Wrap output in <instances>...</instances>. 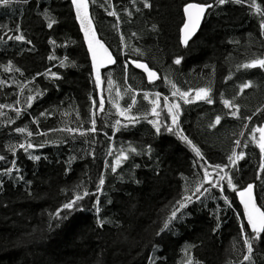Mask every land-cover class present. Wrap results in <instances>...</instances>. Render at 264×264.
I'll list each match as a JSON object with an SVG mask.
<instances>
[{
  "label": "trees",
  "instance_id": "obj_1",
  "mask_svg": "<svg viewBox=\"0 0 264 264\" xmlns=\"http://www.w3.org/2000/svg\"><path fill=\"white\" fill-rule=\"evenodd\" d=\"M185 2L149 0L151 7L145 9L143 0H90L99 37L116 59L112 67L101 71L102 89L95 87L70 0H11L7 6L0 5V104L12 105L0 109V156L6 157L0 160V264H184L189 245H194L191 255L201 264H249L243 260L246 249L239 233L245 222L226 182L223 195L230 207L224 204L220 190L212 189L182 209L183 214L178 213L179 218L160 232L170 206L202 175L194 167L202 162L188 144L175 132L164 130L163 125L171 121L164 120L163 96L173 100L165 77L182 91L211 86L212 104L195 100L185 104L178 96L175 101L180 104V127L212 163L228 164L234 141L248 139L251 127L264 123V110L251 121L242 118L264 105V70L237 68L253 57L264 56L260 16L249 6L250 0L207 10L199 31L183 46L179 30ZM257 3L264 8V0ZM45 11L56 21L52 28L47 27ZM111 11L116 15H109ZM17 28L31 44L8 39L18 34ZM137 48L139 53L133 50ZM177 57L182 58L180 64L174 63ZM133 59L146 62L159 79L149 83L131 65ZM62 60L64 67L60 66ZM9 61L12 71L3 67ZM48 72H56L60 78L50 77ZM109 72L114 81L111 92ZM248 81L250 87L237 95L240 85ZM127 87L134 91L125 93ZM116 88L120 89L121 108H127L136 95L130 114L138 123L128 124L109 103L117 95ZM37 90L43 94L28 106L26 98ZM144 92L149 93V100L152 93H161L159 134L148 123L153 119L150 112L144 116L151 107ZM90 95L97 102L101 96L105 100L104 110L95 116L97 131L85 136L62 131L65 127H91ZM222 97L240 105V119L227 115ZM17 107L22 110L20 116L13 110ZM216 115L221 116V123L209 127ZM9 119L13 122L8 123ZM117 120L121 123L114 129ZM17 127H26L33 135L17 133ZM29 141L35 147L19 148ZM129 145L137 153H127L128 159L113 172L112 162ZM10 146H16L15 154ZM240 150L245 157L225 171L238 185L253 183L255 195L264 204V179L257 178L264 176L259 170V149L249 143ZM5 168L13 171L4 174ZM101 175L103 185H99ZM84 189L89 195L74 211L65 212V218L50 215ZM253 260L264 264V241H254Z\"/></svg>",
  "mask_w": 264,
  "mask_h": 264
},
{
  "label": "snow or ice",
  "instance_id": "obj_2",
  "mask_svg": "<svg viewBox=\"0 0 264 264\" xmlns=\"http://www.w3.org/2000/svg\"><path fill=\"white\" fill-rule=\"evenodd\" d=\"M11 0H0V5L7 6ZM92 2H95V0H92ZM108 0H105V3H107ZM235 3V4H241L243 5L246 0H212L211 3L208 2V0H186V2L183 4V26L180 28V43L182 45L187 46L189 44L190 39L193 37V35L197 32V30L201 26V22L203 17L206 14L207 10L212 9L216 5H225L226 3ZM89 3L90 0H71V4L73 5L75 9V19L79 22L80 30L83 32L84 41L87 44V52L91 57V71L94 75L95 79V87L96 89H102V75H101V69L104 68L106 65H114L116 63V59H114L112 53L109 51L108 47L102 42L101 39L97 37L96 30L93 26V21L89 13ZM249 6L251 9L260 16V22H259V28H260V34L264 35V8L261 7L260 3H257V0H250ZM143 7L145 9L151 7V4L149 3V0H143ZM109 15L115 16V11H111L108 13ZM44 19L47 21V27L52 28L53 25L56 23L54 19L50 17L47 11L43 13ZM153 30L156 29V26L153 25ZM16 32L18 34H14L12 36H9L8 39L16 40V41H26L28 44H31V40H26V37L20 33V29L17 28ZM133 36L136 34L133 33ZM53 44H55V41H52ZM121 43L124 44V37L121 36ZM126 46V45H125ZM135 52L139 53L140 50L133 49ZM55 57L49 56V59H54ZM181 57H177L174 60L175 64L181 63ZM65 60L67 58L65 57ZM131 65H134L136 69H142L143 73L146 74L147 80L149 83L159 79L158 72L154 69H152L146 62H142L139 59H133L131 60ZM74 64V62H73ZM61 67L65 66L64 61H61L60 64ZM6 71H12L14 66L12 65L11 61L8 62L6 66H3ZM129 65L126 63L123 66V70L126 74L127 68ZM238 69H254L258 68L260 70H264V56H256L253 57L243 63H240L237 65ZM16 72H20L19 68L14 69ZM48 75L50 77L59 79V75L56 72H48ZM165 80L167 83L171 86V95L173 97V100L170 101L168 96H163V108L167 110V116L164 117V120L170 119L171 123H165L163 125L164 130L168 132H175L176 135L179 136V138L188 144V146L192 149V151L195 153V156L201 161L199 165L194 164V167H199L202 175L198 174V179L195 183V186L193 188H188L187 186L184 188V191L180 194L179 199L175 200V202L170 206V210L167 212L165 218L162 221V227H160V232H163L165 229L169 228L171 222L175 219H178V213L181 215L182 209L187 208L189 204H191L194 200H200L202 196L205 195V193H209L212 189H219L221 193V198L224 201L225 205H228L230 207L229 199L226 195H223L225 191V182L227 189H231L237 197H239L240 204L243 205V213L242 216L244 219H246V225L244 223L240 224L239 233L243 237V246L246 249L243 260L248 261L249 264H255V261L253 260L254 255V241L260 240L264 241V204L260 203L259 198L254 195V184L253 183H246L238 185L236 182H234V176L230 175L228 171H225V169L229 168V166H235L237 164V161L242 160L246 153L243 150L237 151L238 148L241 147L243 144V147H247L249 143L254 144L259 149V170L261 173H264V123H261L258 126L251 127L249 133H248V139L241 141L240 139H237L234 141V146L231 149V153L228 155L227 160L228 164H220V163H212L208 159L205 158L204 154L202 153L200 147H198L192 139L189 138L188 135L184 133V130L180 127L179 124V118H180V104L175 101V98L178 96L185 104L191 103L194 100L195 101H205L208 104L213 103V99L211 97L212 88L211 86L207 87H197L195 89H188L187 91H182L175 83L168 80L167 77H165ZM2 83V82H0ZM27 83V81H25ZM127 83V81H125ZM107 84L109 92L113 89L114 81L112 79L111 72L108 73L107 76ZM251 85V81L245 82L240 85V91L237 93V95L240 94V92H243L244 89L249 88ZM32 91L31 89L29 90ZM134 90L131 87H127L124 89V92H133ZM194 92V96L190 95ZM116 97L109 100V103L115 107L116 112L118 115L124 117V119L128 122V124L138 123V120L135 116L131 115V109L133 108L134 104L136 103V95L133 94L131 99L132 103L128 104L127 108H121L119 105V98H120V89L116 88ZM43 93L37 90L35 95L30 94L26 98V104L28 106H31L33 99L36 98L39 95H42ZM152 99L149 100V93L144 92L143 98L144 100H147L149 104L151 105L148 112L144 113V116L147 117V115L151 114L153 119L148 120V123L152 125V127L155 129V132L157 134L161 131V93L155 92L152 93ZM89 99L92 100V106L90 110V124L91 127H88L86 129L83 128H69L65 127L62 129V131L66 133H79L80 136H85L87 133H95L97 131L96 128V113L98 111H103L105 107V100L103 96L99 99L97 102L94 100L91 95L89 96ZM19 102V101H18ZM221 103L223 104L224 108L228 109L227 115L233 118L240 119V105L238 103H234L232 100L221 98ZM12 108V105H4L0 104V109L2 108ZM16 113V116L21 115V108L17 107L13 109ZM262 110H264V105H261L260 107L256 108L255 112L252 113V115H247L242 117L246 121H251L253 119V116H255L257 113H262ZM3 113H0L2 115ZM67 114V113H65ZM41 116H45V112L40 113ZM47 115H52L51 112H48ZM77 119H79V112L76 113ZM13 121L9 119L8 123H12ZM33 123H36V121H33ZM121 123L120 120L115 121V124L112 125V127L115 129L116 125H119ZM221 123V116L216 115L214 118V121L209 124V127H215L216 125H219ZM124 127H127V124L124 125ZM244 128H248V124H244ZM17 133H25L27 132V135L30 137L33 135V132L28 131L26 127H17L14 129ZM53 131V130H50ZM258 133V136H257ZM37 135H40L41 133L37 132ZM240 136H244V132H240ZM42 146V145H41ZM35 147L30 141L27 142V144L21 143L19 144V148L24 149L27 151L28 149H31ZM9 151H11L13 154H15L16 146H10ZM137 149L135 147H132L129 145V148L127 152L124 150H121L119 152V155L116 156L115 161L112 162L111 168L112 171L115 172L117 169V166L122 163L123 160L128 159L127 153H137ZM148 151H151V146H148ZM111 155V152H109ZM91 155V153H90ZM34 160H39V156H32L31 157ZM6 159L5 156H0V160ZM13 171L12 168H5L3 170L4 174L11 173ZM257 178L264 179V176H259ZM105 182L104 176L101 175L99 177V185H103ZM207 185V187L205 186ZM99 191V188L97 189ZM89 195V192L84 189L80 192H76L70 199L63 202L55 211V213L50 214L53 215L57 220L63 219L64 213H71L74 211L77 207L80 206L81 202L84 200L86 196ZM97 212L99 211V208L96 209ZM218 219V217H217ZM239 219V218H238ZM98 223L103 226L102 221H98ZM217 228H219V223L216 225ZM250 228L251 231L247 232L246 229ZM215 231V229H213ZM194 247V245H189L185 248V253L187 256V259L184 261V264H201L200 261L195 260L190 252V249Z\"/></svg>",
  "mask_w": 264,
  "mask_h": 264
},
{
  "label": "water",
  "instance_id": "obj_3",
  "mask_svg": "<svg viewBox=\"0 0 264 264\" xmlns=\"http://www.w3.org/2000/svg\"><path fill=\"white\" fill-rule=\"evenodd\" d=\"M70 5H71L72 12H73V15H74L75 23L77 24V27H78L79 33H80V35H81V37H82V41H83L84 47H85L86 52H87V44H86L85 41H84L83 32L80 30L79 22L75 19V9H74L73 5L71 4V0H70ZM89 13H90V16H91L90 9H89ZM91 18H92V16H91ZM183 18H184V15H183ZM203 19H204V17H203ZM203 19H202V22H203ZM92 21H93V19H92ZM202 22H201V24H202ZM93 26H94V28H95V30H96V27H95L94 21H93ZM182 26H183V24H182ZM182 26H181V27H182ZM199 29H200V28H199ZM199 29L197 30V32L199 31ZM197 32L193 35V37L197 34ZM96 34H97V37L100 39L97 30H96ZM193 37H192L191 39H193ZM191 39H190V40H191ZM179 40H180V32H179ZM102 42H103V41H102ZM103 43H104V42H103ZM104 44H105V43H104ZM105 45H106V44H105ZM181 45H182V44H181ZM183 46H184V45H183ZM106 47H107V46H106ZM108 49H109V48H108ZM109 51L111 52L110 49H109ZM111 53H112V52H111ZM87 54H88V52H87ZM112 55H113V54H112ZM113 57H114V56H113ZM88 58H89L90 67H91V57H90L89 54H88ZM112 66H113V65H106L104 68L101 69V71H103V70H105V69H107V68H110V67H112ZM132 66L134 67V65H132ZM134 68H135V67H134ZM137 70L143 72L142 69H137ZM145 75H146V74H145ZM93 77H94V75H93ZM254 195H255V193H254ZM236 197H237V196H236ZM237 202H238V204H239V206H240L241 212L243 213V205L240 204L239 197H237ZM243 220H244V222H245V224H246V223H247V222H246V219L243 218ZM248 229L251 231L250 228H248Z\"/></svg>",
  "mask_w": 264,
  "mask_h": 264
}]
</instances>
